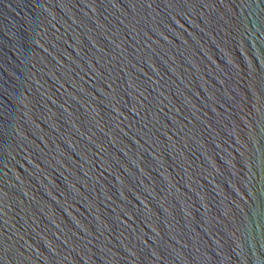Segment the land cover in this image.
Returning <instances> with one entry per match:
<instances>
[{
  "label": "water",
  "instance_id": "95a60500",
  "mask_svg": "<svg viewBox=\"0 0 264 264\" xmlns=\"http://www.w3.org/2000/svg\"><path fill=\"white\" fill-rule=\"evenodd\" d=\"M0 264H264V0H0Z\"/></svg>",
  "mask_w": 264,
  "mask_h": 264
}]
</instances>
